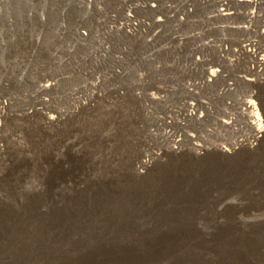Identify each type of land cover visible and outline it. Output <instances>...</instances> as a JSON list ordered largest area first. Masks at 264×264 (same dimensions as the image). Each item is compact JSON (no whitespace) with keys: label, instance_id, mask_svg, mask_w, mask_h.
<instances>
[{"label":"rangeland","instance_id":"rangeland-1","mask_svg":"<svg viewBox=\"0 0 264 264\" xmlns=\"http://www.w3.org/2000/svg\"><path fill=\"white\" fill-rule=\"evenodd\" d=\"M244 1L0 0V264H264L242 114L264 120V67L241 47L264 46V0Z\"/></svg>","mask_w":264,"mask_h":264},{"label":"bare ground","instance_id":"bare-ground-1","mask_svg":"<svg viewBox=\"0 0 264 264\" xmlns=\"http://www.w3.org/2000/svg\"><path fill=\"white\" fill-rule=\"evenodd\" d=\"M222 1V5L221 6H225L221 9L218 10V13L220 16H224V17H228L232 14L231 12V7H229V3L236 1L238 2L239 0H221ZM242 1V0H240ZM249 5L252 4H257L256 0H246ZM245 2V1H244ZM245 2V3H247ZM253 15V13H252ZM252 17V16H250ZM129 18V17H128ZM247 43L244 44L242 47V50L244 52H246L249 56L253 57L255 55H259L260 53H262V58L260 59L259 65L261 67H264V46H258L256 43H254V41L247 39L246 40ZM243 44V43H242ZM219 69H212L210 71V73L208 74V81L212 80V79H216L215 76L216 74H218ZM254 74V73H253ZM249 79V78H248ZM253 79V78H252ZM53 86V83L50 82L49 80H46L43 84L39 85V88L41 90H48L51 89V87ZM1 103V102H0ZM4 103V102H3ZM2 103V104H3ZM242 114L245 115V123L248 127V130L253 133L254 135H257L258 137L260 136H264V128L262 125L263 120V116L260 113V110L256 104V102L253 99H247L244 100L242 103ZM4 108V107H3ZM33 108V107H31ZM35 110V109H34ZM43 113V117L47 118L50 124H57V123H61L63 121V118H68L70 117V114H74L75 111L70 112V114L68 113H63V112H42ZM186 117H188L189 119H193L195 117L198 116V114L195 112V106L193 104L188 105V109L186 110ZM24 115H28V116H33V109L31 111H26L24 112ZM47 122V121H46ZM221 124L224 127L230 128L233 125V118L231 116H226L223 120H221ZM2 129V128H1ZM1 129H0V152L2 151V145H1V141H2V135H1ZM77 130V128H75ZM260 135V133H262ZM106 136V135H105ZM103 138V140L105 142L110 141V135L106 136ZM81 139V140H80ZM176 140H174V143ZM85 142L83 138H79L78 136L75 138L69 137L68 139H62L60 140L61 146H63V149H68V150H72L77 153H79L82 143ZM222 151H228L231 152V150L227 147H222ZM58 162H60L61 160H57ZM146 163V162H145ZM144 163V165H146ZM135 259L137 258H143L144 255L142 253H137V254H133L132 255Z\"/></svg>","mask_w":264,"mask_h":264}]
</instances>
